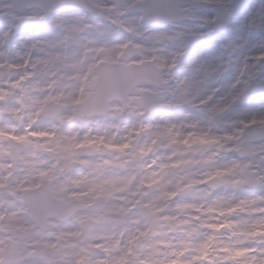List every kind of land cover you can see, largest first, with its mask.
Returning a JSON list of instances; mask_svg holds the SVG:
<instances>
[{"label": "clouds", "instance_id": "obj_1", "mask_svg": "<svg viewBox=\"0 0 264 264\" xmlns=\"http://www.w3.org/2000/svg\"><path fill=\"white\" fill-rule=\"evenodd\" d=\"M0 264H264V0H0Z\"/></svg>", "mask_w": 264, "mask_h": 264}]
</instances>
